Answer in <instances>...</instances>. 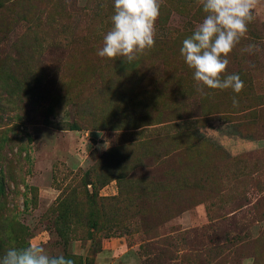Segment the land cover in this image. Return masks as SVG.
I'll return each instance as SVG.
<instances>
[{"label":"rangeland","instance_id":"374dc122","mask_svg":"<svg viewBox=\"0 0 264 264\" xmlns=\"http://www.w3.org/2000/svg\"><path fill=\"white\" fill-rule=\"evenodd\" d=\"M113 5L0 0V60L16 41L15 75L30 73L41 105L0 120V256L37 244L73 264L98 253L107 264H264V0L228 57L240 93L196 90L180 48L204 13L197 0H161L155 46L111 73L123 98L95 97L100 111L85 117L91 84L79 81ZM250 43L254 54L242 53ZM216 242L232 247L214 255Z\"/></svg>","mask_w":264,"mask_h":264},{"label":"clouds","instance_id":"9594fccd","mask_svg":"<svg viewBox=\"0 0 264 264\" xmlns=\"http://www.w3.org/2000/svg\"><path fill=\"white\" fill-rule=\"evenodd\" d=\"M197 3L204 18L182 41L180 55L193 71L196 90L202 96L207 95L205 89H231L238 94L244 82L239 74H225L228 57L241 38L246 37L257 0H197ZM160 4L161 0H114L111 28L103 36L97 55L110 60L122 57L131 63L154 47ZM256 50L257 45L250 43L241 52L251 55ZM232 103L233 107L239 106L235 96ZM109 259L103 253L97 254V264H107ZM0 264H73V260L63 254L50 255L41 245L28 244L10 246L0 256Z\"/></svg>","mask_w":264,"mask_h":264},{"label":"trees","instance_id":"16d2710c","mask_svg":"<svg viewBox=\"0 0 264 264\" xmlns=\"http://www.w3.org/2000/svg\"><path fill=\"white\" fill-rule=\"evenodd\" d=\"M18 1L23 0H13V3ZM23 6L24 4H21V6H18V8H22ZM162 45L163 43H160V46ZM10 48H12V50ZM14 48L18 49L17 42L7 41L3 52L4 58L0 60V89L5 90L4 92H0V120H5L6 122L11 120H20L23 118L22 114H24L25 111L36 109L37 107L41 106L37 104V101H34L32 98V77L30 76V73L28 71H17L15 75L14 68H22V62L18 57V52L15 51ZM121 58L122 57H117L116 60H110L98 56L96 58L90 57L84 61V65L89 66V68L84 69L85 72L83 73V76H81L82 80L79 82L91 84L89 86L91 87L92 93L87 99H85V101L81 103L82 107H80V111L82 116L90 117L93 116L94 113L96 114L94 111H100V109H95V107L91 105V101H93L95 97L102 100L106 99L108 102L111 101L112 95L118 94L119 97L123 98V90L118 88L116 84L118 81L116 80L115 82L111 75V73L113 74L114 70H116L115 66L119 64ZM101 69H107V73L102 74V72H98ZM49 111L50 110L48 108H45L46 113ZM249 115V121L253 124V121L256 119V117L250 112ZM65 127H68L66 129H74L66 125ZM9 143L10 141L7 143V145ZM6 152L11 153L8 150H6ZM10 156L13 155L10 154ZM1 157L3 168L9 167L15 160L8 158L5 151L2 153ZM244 230L246 229H239L237 234L244 232ZM222 235L224 236L223 241L227 242L228 240L226 239V234L222 233ZM5 245L6 247L8 246L7 240L4 237H0V247L4 248ZM231 247L232 246L229 244L219 245V243L216 242L215 246L212 247L211 252L214 253V255H219L221 251H229Z\"/></svg>","mask_w":264,"mask_h":264}]
</instances>
